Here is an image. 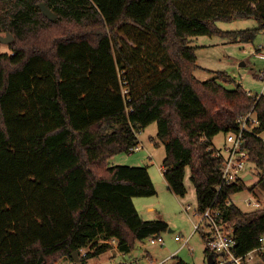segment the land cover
Wrapping results in <instances>:
<instances>
[{
	"label": "trees",
	"instance_id": "1",
	"mask_svg": "<svg viewBox=\"0 0 264 264\" xmlns=\"http://www.w3.org/2000/svg\"><path fill=\"white\" fill-rule=\"evenodd\" d=\"M250 17L258 26L216 25ZM126 26L153 38L149 55H158L157 64L145 58L130 69L134 59L119 36ZM262 29L264 0H0V33L13 36L0 53V264H55L75 251L87 264L111 240L129 253L137 240L167 231L166 221L143 219L133 201L156 193L147 167L109 165L112 156L132 152L153 122L164 143L167 187L184 196L189 168L197 212L211 206L234 227V254L257 247L264 209L225 204L244 181L217 193L222 160L210 147L213 136L236 131L238 115L252 110L259 124L244 133L243 146L259 173L255 186L264 189L257 134L264 131V95L240 84L226 88L234 79L223 71L197 79L192 42L199 35L251 42ZM149 72L154 80L138 90ZM205 254L216 264V253Z\"/></svg>",
	"mask_w": 264,
	"mask_h": 264
},
{
	"label": "rangeland",
	"instance_id": "2",
	"mask_svg": "<svg viewBox=\"0 0 264 264\" xmlns=\"http://www.w3.org/2000/svg\"><path fill=\"white\" fill-rule=\"evenodd\" d=\"M218 28L222 30L247 29L258 26L256 19L235 18L232 20H218ZM2 32L0 35L4 36ZM120 40L123 48L128 45L129 56L134 59L130 68H140V60L149 58L152 64H157L158 55L151 57L150 51L155 47L153 38H149L145 32L135 27L126 26L120 32ZM192 44L195 47L196 63L199 66L194 75L197 79L205 81L215 76L216 72L228 73L233 79L232 83H224L228 89L240 84L251 94L260 93L261 82L254 77L255 71L259 69L260 62L254 55V50L262 45L264 47V29L257 32L251 42L229 41L217 35H199L193 37ZM144 45L140 47L139 43ZM136 44V45H135ZM253 50V51H252ZM9 51L8 44L0 42V53ZM264 52V48L262 49ZM115 56L118 51L115 48ZM164 69L162 66L158 67ZM152 72L142 75V83H137V89L148 86L154 80ZM136 89V90H137ZM260 136L264 138V131ZM140 148L132 152H121L109 159V165H140L146 166L156 193L151 196L134 197V204L141 217L145 220L160 219L168 224V230L162 232L160 237L163 244L151 243L150 237L137 240L133 249L129 253L120 252L116 244L98 256L89 257L87 264H177L181 261L184 264H208L205 254L206 244L200 230L193 232V222L199 220L197 215V197L195 188L190 179V170L186 168L184 184L186 193L177 197L168 187L163 175L162 161L165 156L164 143L157 137V125L155 122L144 127L139 133ZM152 141H155L154 144ZM225 132L221 131L212 138V146L220 147L224 144ZM151 153V155L149 154ZM251 172L252 177L244 181L242 188L234 192L230 198L235 206L242 211H250L252 208L246 204L247 199H258L261 208L264 209V189L255 186L259 179L258 170L250 163L246 167V172ZM187 205L191 207L186 210ZM181 237L176 240L175 236ZM187 239V244L182 246L183 240ZM174 255V256H173ZM173 256V257H172ZM215 260L218 263L222 257L216 253ZM253 264H263L255 257ZM55 264H76L68 256H63ZM234 264V263H228Z\"/></svg>",
	"mask_w": 264,
	"mask_h": 264
},
{
	"label": "built area",
	"instance_id": "3",
	"mask_svg": "<svg viewBox=\"0 0 264 264\" xmlns=\"http://www.w3.org/2000/svg\"><path fill=\"white\" fill-rule=\"evenodd\" d=\"M263 46H258V49L254 50V54L260 58H264V52L262 51ZM258 79L262 82V89L260 93L249 95H264V70H260L257 74ZM238 129L236 131H229L225 133L224 144L220 147L211 146L210 149L213 151V155L222 160L220 183L215 186L217 193L223 189L224 184H233L239 182V179L245 181L247 178H251V172H246V167L249 163L248 151L243 146L244 133L251 132L254 126L259 124L257 117L252 110L240 114L237 117ZM259 136L261 133H257ZM261 137V136H260ZM262 138V137H261ZM264 143V138H262ZM264 145V144H263ZM140 146H134L131 151L139 149ZM246 204L249 205L252 210L261 208V203L258 199H247ZM232 202L231 198H227L225 201L226 205H230ZM191 206L187 205L186 210ZM199 220L193 222V232L200 230L205 235L206 248L214 253L223 252L220 256V260L216 264H253L255 257L260 260L264 259V235L259 237V245L252 250L248 251L243 255H236L233 252V248L236 245L234 227L222 221L218 216V210L209 206L202 213H198ZM176 240H180L181 237L175 236ZM151 243L163 244L161 237H150ZM187 244V239L183 240L182 246ZM84 255L85 250H81Z\"/></svg>",
	"mask_w": 264,
	"mask_h": 264
},
{
	"label": "water",
	"instance_id": "4",
	"mask_svg": "<svg viewBox=\"0 0 264 264\" xmlns=\"http://www.w3.org/2000/svg\"><path fill=\"white\" fill-rule=\"evenodd\" d=\"M39 7L41 9L42 14L47 17L49 20H54L57 16L56 14L51 11L50 8H48L44 2L39 3ZM13 39V36L11 33L7 32L4 36L0 35V42L8 44ZM223 254V252H220V255ZM71 258L74 260L76 264H82L80 256L77 251L71 253ZM208 264L214 263V258L212 254H209L207 256Z\"/></svg>",
	"mask_w": 264,
	"mask_h": 264
},
{
	"label": "crops",
	"instance_id": "5",
	"mask_svg": "<svg viewBox=\"0 0 264 264\" xmlns=\"http://www.w3.org/2000/svg\"><path fill=\"white\" fill-rule=\"evenodd\" d=\"M194 39V38H193ZM264 48V47H263ZM256 49H258V47L256 48ZM253 51V50H252ZM254 53V52H253ZM255 55V54H254ZM255 57L256 58H258V59H260V60H262L261 62H260V65H259V69L257 70V71H255V73H254V77H255V79L256 80H258V81H260L259 79H258V77H257V74H258V72L260 71V70H264V58H260V57H258V56H256L255 55ZM261 82V81H260ZM261 84H262V82H261ZM261 89H262V85H261ZM257 94V93H256ZM138 139H139V137H138ZM150 155H151V153H149ZM177 196V195H176ZM178 197V196H177ZM113 243H115L116 245H117V242L116 241H113ZM115 244H113V245H115ZM174 256V255H173ZM172 256V257H173ZM262 261V260H261Z\"/></svg>",
	"mask_w": 264,
	"mask_h": 264
}]
</instances>
